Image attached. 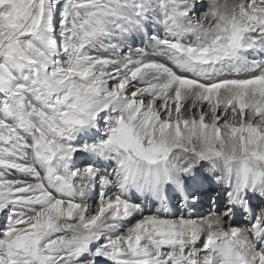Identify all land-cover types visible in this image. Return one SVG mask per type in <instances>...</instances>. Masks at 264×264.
Returning a JSON list of instances; mask_svg holds the SVG:
<instances>
[{"label": "snow or ice", "instance_id": "obj_1", "mask_svg": "<svg viewBox=\"0 0 264 264\" xmlns=\"http://www.w3.org/2000/svg\"><path fill=\"white\" fill-rule=\"evenodd\" d=\"M0 264H264V0H0Z\"/></svg>", "mask_w": 264, "mask_h": 264}]
</instances>
